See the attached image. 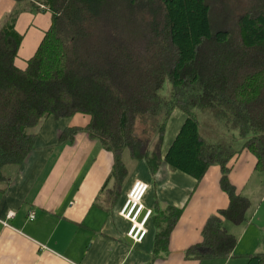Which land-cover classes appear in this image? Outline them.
Returning <instances> with one entry per match:
<instances>
[{"label": "trees", "instance_id": "1", "mask_svg": "<svg viewBox=\"0 0 264 264\" xmlns=\"http://www.w3.org/2000/svg\"><path fill=\"white\" fill-rule=\"evenodd\" d=\"M208 1L39 0L29 7L49 12L52 23L25 70L15 66L23 39L15 23L24 11L15 8L0 28V184L5 169L35 149L44 121L85 115L87 128L65 130L60 142L84 131L113 153L116 197L129 176L126 155L152 174L166 163L198 181L220 167L230 204L208 220L202 243L186 255L229 258L237 239L224 223H244L251 205L230 184L229 165L246 150L264 171V0H246L234 26L219 31ZM177 110L186 119L164 156ZM181 214L168 208L156 215V253L168 250ZM248 264H264V254Z\"/></svg>", "mask_w": 264, "mask_h": 264}, {"label": "crops", "instance_id": "2", "mask_svg": "<svg viewBox=\"0 0 264 264\" xmlns=\"http://www.w3.org/2000/svg\"><path fill=\"white\" fill-rule=\"evenodd\" d=\"M31 4L39 6V0L18 6L15 0H0V28L15 8L24 10L15 23L23 38L15 60L20 70L27 68L52 23L49 12H33ZM185 119L176 112L171 117L164 156ZM89 122L80 114L60 121L49 117L37 129L35 149L26 160L5 169L6 179L0 184V264H248L250 256L264 254L258 251L264 237V180L256 179L263 171L256 168L251 153L243 151L229 165L230 184L251 204L244 223H224L237 239L233 254L227 259L197 260L187 257V251L202 243L208 220L230 204L221 188V168H209L198 181L166 163L152 174L145 162H135L132 168L125 162L129 176L116 197L113 153L84 131L72 142H60L65 130H85ZM138 182L149 186L142 217L152 211L148 235L141 243L127 237L130 223L121 216ZM168 208L182 214L172 229L168 250L156 253V215ZM10 212L15 216L8 220Z\"/></svg>", "mask_w": 264, "mask_h": 264}, {"label": "built area", "instance_id": "3", "mask_svg": "<svg viewBox=\"0 0 264 264\" xmlns=\"http://www.w3.org/2000/svg\"><path fill=\"white\" fill-rule=\"evenodd\" d=\"M149 186L143 183H136L128 196V200L121 211V216L129 223L130 228L127 232V237L135 243H141L148 235L147 223L152 215V211H147L142 217L145 207L143 205V198L147 194ZM15 213L10 212L7 216L8 220L13 219ZM142 217V218H141ZM30 220L34 219V213L29 216ZM8 225L7 222L3 223Z\"/></svg>", "mask_w": 264, "mask_h": 264}, {"label": "rangeland", "instance_id": "4", "mask_svg": "<svg viewBox=\"0 0 264 264\" xmlns=\"http://www.w3.org/2000/svg\"><path fill=\"white\" fill-rule=\"evenodd\" d=\"M210 2L214 5H212ZM210 2H209V4L212 7L210 17H211V23L213 25V30L219 31V30H228L234 26V24L236 23V20L242 15V14H239V13H241L239 6L241 7L243 4V8H244L246 0L245 1H242V0H210ZM175 112H176V114L177 113L182 114L185 118V115L181 111L177 110ZM176 117H177V115L174 116V119ZM177 120L179 121V117L176 118L175 121H177ZM210 123L211 122L208 119H206V117H205L204 118V125H205V127H206L205 129L207 130L208 133L210 132L209 129H211ZM165 141H166L165 144H167V137H166ZM124 161L127 162L129 167H131V168L133 167V164L135 163L133 160H131V158L128 155H126L124 157ZM257 174H258L256 177L257 180H264V171H263V173H257ZM250 216H251V214H250ZM262 239H263V241L261 240L260 248H259L260 250H258L259 253L264 252V237ZM209 264H211V263H209Z\"/></svg>", "mask_w": 264, "mask_h": 264}]
</instances>
